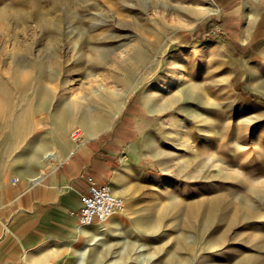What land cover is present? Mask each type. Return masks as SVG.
Instances as JSON below:
<instances>
[{
    "label": "rangeland",
    "instance_id": "1",
    "mask_svg": "<svg viewBox=\"0 0 264 264\" xmlns=\"http://www.w3.org/2000/svg\"><path fill=\"white\" fill-rule=\"evenodd\" d=\"M215 1L0 0V178L91 127L119 168L59 264H264V12Z\"/></svg>",
    "mask_w": 264,
    "mask_h": 264
},
{
    "label": "crops",
    "instance_id": "2",
    "mask_svg": "<svg viewBox=\"0 0 264 264\" xmlns=\"http://www.w3.org/2000/svg\"><path fill=\"white\" fill-rule=\"evenodd\" d=\"M57 153V166L43 177L9 172L0 178V264H59L89 232L75 214L88 193L87 178L114 184L119 168L105 139L68 141Z\"/></svg>",
    "mask_w": 264,
    "mask_h": 264
},
{
    "label": "built area",
    "instance_id": "3",
    "mask_svg": "<svg viewBox=\"0 0 264 264\" xmlns=\"http://www.w3.org/2000/svg\"><path fill=\"white\" fill-rule=\"evenodd\" d=\"M71 137L77 143L84 141V136L79 129H75L71 133ZM87 180L89 183L88 193L83 196L82 208L75 213L79 219L80 227L102 224L125 210V200L117 196L110 185H100L93 177H88ZM14 182L16 183L18 180L16 179Z\"/></svg>",
    "mask_w": 264,
    "mask_h": 264
},
{
    "label": "bare ground",
    "instance_id": "4",
    "mask_svg": "<svg viewBox=\"0 0 264 264\" xmlns=\"http://www.w3.org/2000/svg\"><path fill=\"white\" fill-rule=\"evenodd\" d=\"M217 1V0H216ZM215 1V2H216ZM227 1V0H226ZM214 3V2H213ZM215 4V3H214ZM217 5H218V3H217ZM258 5H259V7L261 8V11L262 12H264V3H262V2H259V0H258ZM218 7V6H217ZM257 8V7H256ZM194 58H196V54L194 53L193 54V57H192V59H194ZM81 120H82V122H89V121H91V116H90V114L88 113V112H85L84 114H82L81 115ZM179 125V124H178ZM92 129L89 131V133L85 136V139H90V138H92V137H94L95 135H94V132H95V129L93 128V127H91ZM171 129V128H170ZM174 129V128H173ZM173 129H171L172 131H173ZM175 131V130H174ZM173 131V132H174ZM178 131V130H177ZM176 133V132H175ZM170 134H171V132H170ZM174 136V135H173ZM59 153V152H58ZM57 153V151H54V152H50V153H48L47 155H46V159L47 160H50V161H52V162H57L59 159H60V157H59V154ZM42 176V175H41ZM43 177V176H42ZM264 180V179H263ZM158 181H161V178H158ZM227 216H229V213L226 215V217ZM208 217V216H207ZM211 217L212 218H215V217H217L216 216V213H212L211 214ZM212 221H214L213 219H212ZM224 222V221H223ZM214 223V222H213ZM212 224V223H211ZM101 225V226H100ZM95 226H99V228H98V231H104L105 229H106V227L105 226H103L102 224H98V225H95ZM210 227V226H209ZM116 231H119L118 229L116 230ZM116 233H118V232H116ZM212 234H213V232H212ZM82 235V234H81ZM116 235V234H115ZM80 237V236H79ZM83 237V236H82ZM216 254H215V256L213 257V259L214 258H217L218 256H219V252H215ZM211 262V261H210ZM205 264H211V263H209V262H207V263H205Z\"/></svg>",
    "mask_w": 264,
    "mask_h": 264
}]
</instances>
